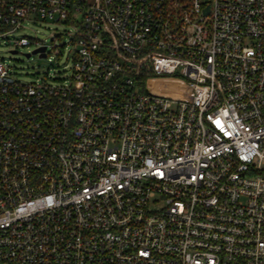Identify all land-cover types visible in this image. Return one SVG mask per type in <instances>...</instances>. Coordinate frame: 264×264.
Here are the masks:
<instances>
[{
  "label": "built area",
  "instance_id": "2783aa9c",
  "mask_svg": "<svg viewBox=\"0 0 264 264\" xmlns=\"http://www.w3.org/2000/svg\"><path fill=\"white\" fill-rule=\"evenodd\" d=\"M42 21L72 63L0 58V264H264V0H0V45L52 60Z\"/></svg>",
  "mask_w": 264,
  "mask_h": 264
},
{
  "label": "rangeland",
  "instance_id": "374dc122",
  "mask_svg": "<svg viewBox=\"0 0 264 264\" xmlns=\"http://www.w3.org/2000/svg\"><path fill=\"white\" fill-rule=\"evenodd\" d=\"M29 28V29H28ZM28 28L22 30L23 35L31 38L37 37L40 40L47 41L49 45L50 57H41L38 53L27 56V54L34 51L33 47H22L19 52L12 54L9 46L0 45V58H7L10 61L11 69L15 73V77L23 82L35 81L38 78L44 79L48 82L60 83L61 76L64 74L66 65H71L72 60L68 57V50H73L74 46L69 43V35L66 31L71 30L67 25L51 21H42L39 23H29ZM56 35L57 37H53ZM67 44L68 49L60 58L54 53L51 48L57 46L58 48Z\"/></svg>",
  "mask_w": 264,
  "mask_h": 264
},
{
  "label": "water",
  "instance_id": "95a60500",
  "mask_svg": "<svg viewBox=\"0 0 264 264\" xmlns=\"http://www.w3.org/2000/svg\"><path fill=\"white\" fill-rule=\"evenodd\" d=\"M39 51H41L42 52V54L40 55L41 57H45V47H43V48H41L40 50H34L33 52H32V54H37ZM30 52L27 54V56H31L32 55Z\"/></svg>",
  "mask_w": 264,
  "mask_h": 264
}]
</instances>
